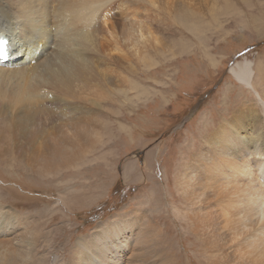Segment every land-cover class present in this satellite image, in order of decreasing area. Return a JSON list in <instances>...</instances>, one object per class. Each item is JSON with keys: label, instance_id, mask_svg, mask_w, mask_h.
Instances as JSON below:
<instances>
[{"label": "bare ground", "instance_id": "6f19581e", "mask_svg": "<svg viewBox=\"0 0 264 264\" xmlns=\"http://www.w3.org/2000/svg\"><path fill=\"white\" fill-rule=\"evenodd\" d=\"M111 1L0 0V47L6 54L0 55V156L9 152L14 167L24 173H54L58 165L53 162L66 153L73 152L62 166H72L98 144L105 145V139L114 136V130L100 133L105 119L98 116L105 101L115 104L113 97L120 95L133 108L134 102L146 103L157 95L149 92V68L155 65L149 52L164 57L171 52L175 59L197 50L215 72L220 69L222 61L208 49L225 37L226 29L218 31L213 25L210 36L200 37L193 23L190 32L197 41L176 33L165 40L149 22L150 6L159 7L172 21L189 23L196 16L195 0H122L117 20L107 13ZM237 1L241 5L253 0ZM202 2L212 21H227L230 27L236 22L229 20L236 19L255 32L264 27L251 11L247 14L232 1L225 0L220 9L210 0ZM256 4L259 0L251 9ZM132 62L143 68L142 76ZM258 65V75L249 60L232 68L248 92L242 87L234 97L227 87L226 99L234 98L231 108L223 101L228 117L221 115L218 122L203 117L197 140L193 137L179 154L174 177L164 160L165 203L163 213L157 211L162 224L140 205L133 216L99 225L91 241L80 239L70 264H264V96L257 89L263 83L257 82L262 74ZM111 125L107 120L106 130ZM117 128V135L128 132L123 122ZM106 154L97 161L108 163ZM7 162L0 160V166ZM169 219L185 236L177 245L167 236L172 230ZM39 234L31 219L0 205V264H45L48 243L41 246ZM187 242L191 244L185 247Z\"/></svg>", "mask_w": 264, "mask_h": 264}, {"label": "rangeland", "instance_id": "374dc122", "mask_svg": "<svg viewBox=\"0 0 264 264\" xmlns=\"http://www.w3.org/2000/svg\"><path fill=\"white\" fill-rule=\"evenodd\" d=\"M229 1H232L231 4H239L237 0ZM256 1L247 4L242 2L243 5L239 4V9L246 10V13L251 11L253 16L264 22V0H259V5L256 4L251 9V3ZM122 2V0L110 2L107 13L113 15V19L117 20L119 17ZM210 2L214 8L220 9L224 6L225 0H210ZM191 3L196 9V16L189 23L172 21L159 7H155L154 10L150 6L147 11L150 14L149 22L158 31L155 35L165 40L172 39L171 35L175 33L184 40L186 38L181 34L196 40L190 32L193 23L196 24L197 34L200 37L210 36L214 26L218 31L226 29L225 37L220 41H213V47L209 46L208 49L212 53L211 56H215L218 62L222 61L218 65L221 66L219 70L215 72L214 67H211L197 50H188L175 59H172L171 52L165 57L159 53L149 52V60L155 63L149 68V92L158 93L149 97L150 100L146 103L134 102L133 108L129 102H123L124 97L120 95L113 97L118 104L105 98L107 101L98 117L101 120L105 119L104 126L102 125L100 130L101 134L115 131H113L114 136L109 137L110 140L105 139L106 144L108 140L110 144L103 146L101 143L98 144L72 166L69 164L62 166L73 154V152L66 153L60 160L53 162L62 168L57 167L54 173L37 174L36 172L35 175L30 172L24 173L26 170L22 171L21 167L15 168L11 154L2 152L0 160L8 161V166L5 164L0 166V205L12 207L36 225L37 232L42 233L39 234L41 246L48 243L45 254L48 252L49 254L45 257V264L46 262L70 264L74 258L76 243L80 239L89 237L91 241L99 225L107 224L127 214H130L129 217L133 216V211H136L140 205H143V209H148L147 212L159 225L162 224L160 212L163 213L165 203L164 196L162 197L165 193L164 160L170 162V176L174 177L179 168V154L193 137L194 141L197 140L205 121L203 117L214 122H218L221 115L227 118L228 116L224 114L223 101L230 95L228 94L230 89L234 90V97L239 94L242 87L248 92V88L239 83L231 72L238 63L245 60L252 61L254 65L256 64L255 70L258 64L261 66L262 74L257 82L259 85L262 79L263 83L261 89L258 85L257 89L264 96V27L255 32L251 25L239 24L236 19L229 21L236 22L237 25L236 23L233 25L237 27L231 24L229 27L227 21L223 24L222 20L218 23L212 21L208 16L209 9L207 10L202 0ZM215 15L217 18L220 17L218 11ZM119 21L123 22V20ZM166 50L172 51V48L167 46ZM133 64L132 62V66L142 76L143 68L139 69ZM256 73L258 75L257 70ZM166 93L168 96L164 99ZM251 95L256 102L255 92ZM260 101L264 109V99L261 98ZM225 102L231 108V105H234V98ZM4 108L9 110L7 107ZM3 117H7V114ZM107 120L112 124L108 130L105 128ZM120 122H123L128 132L124 130L117 135L116 129L118 130L117 126ZM130 132L134 134H126ZM118 136L120 139L113 142L114 137ZM99 137L104 138L100 135ZM167 145H171L169 147L172 155L166 148ZM81 147L86 146L81 145ZM102 152L108 153L106 164L97 161L100 156H104ZM48 153L53 154V150H48ZM39 161L43 163L41 159ZM133 162L136 165H133ZM149 165L153 174L150 173ZM155 184L158 189L156 186L154 188ZM158 192L160 195L157 194ZM155 195L158 197L155 198ZM174 203L177 204L178 201ZM50 210L53 212H49ZM169 223L173 231L166 228V231H171L167 236L177 245L185 236L179 233L181 231L176 228L172 219H169ZM188 244L190 245L191 242H187L185 247ZM180 248L181 245L178 246L179 250ZM180 252L183 253V250Z\"/></svg>", "mask_w": 264, "mask_h": 264}]
</instances>
